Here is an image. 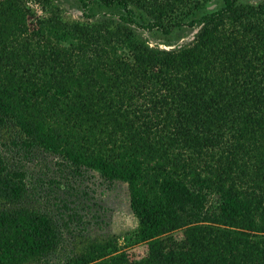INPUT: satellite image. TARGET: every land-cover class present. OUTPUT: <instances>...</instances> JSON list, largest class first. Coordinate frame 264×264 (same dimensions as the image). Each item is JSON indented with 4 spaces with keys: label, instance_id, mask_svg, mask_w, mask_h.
<instances>
[{
    "label": "trees",
    "instance_id": "16d2710c",
    "mask_svg": "<svg viewBox=\"0 0 264 264\" xmlns=\"http://www.w3.org/2000/svg\"><path fill=\"white\" fill-rule=\"evenodd\" d=\"M76 1L83 19L0 0V264L60 242L3 154L36 147L125 182L137 219L62 264H136L122 249L139 243L148 264H264V0ZM183 27L192 40L170 49L140 31Z\"/></svg>",
    "mask_w": 264,
    "mask_h": 264
},
{
    "label": "rangeland",
    "instance_id": "374dc122",
    "mask_svg": "<svg viewBox=\"0 0 264 264\" xmlns=\"http://www.w3.org/2000/svg\"><path fill=\"white\" fill-rule=\"evenodd\" d=\"M245 1L256 3L260 0ZM55 3L67 18L83 19V9L76 0H55ZM214 6L215 3L209 7ZM140 31L151 45L166 49L192 40L195 33L194 29L183 27L165 38L149 31ZM2 133L10 141L13 129L5 128ZM2 142L0 139V149ZM3 154L10 159V164H21L26 171L25 180L31 190L27 205L47 211L58 223L60 242L57 249L36 264H62L80 252L88 240L122 235L137 226L125 182L106 180L97 171L85 168L82 174H75L65 162H60V158L37 147L27 157L24 152L16 155L5 151ZM6 206L0 201L1 208ZM119 240L123 244L121 237ZM122 250L127 251L136 264H148L145 243Z\"/></svg>",
    "mask_w": 264,
    "mask_h": 264
}]
</instances>
